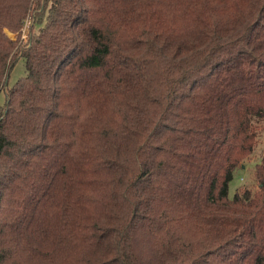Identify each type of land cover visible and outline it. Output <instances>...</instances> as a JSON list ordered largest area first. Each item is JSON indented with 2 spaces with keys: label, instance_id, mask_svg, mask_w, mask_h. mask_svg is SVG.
<instances>
[{
  "label": "trees",
  "instance_id": "16d2710c",
  "mask_svg": "<svg viewBox=\"0 0 264 264\" xmlns=\"http://www.w3.org/2000/svg\"><path fill=\"white\" fill-rule=\"evenodd\" d=\"M33 10L23 47L5 30ZM19 58L0 264H264V152L229 196L264 124V0H0V93Z\"/></svg>",
  "mask_w": 264,
  "mask_h": 264
},
{
  "label": "rangeland",
  "instance_id": "374dc122",
  "mask_svg": "<svg viewBox=\"0 0 264 264\" xmlns=\"http://www.w3.org/2000/svg\"><path fill=\"white\" fill-rule=\"evenodd\" d=\"M36 5V4H35ZM34 5V6H35ZM33 6V9L35 7ZM40 13V14H39ZM40 15L43 16V12L32 11L29 17L26 19V24L24 26V31L19 37V33L5 30V34L12 40L20 39V45L23 47L26 46L31 40L32 33L38 32L40 28L44 27L45 22L40 24ZM38 17V18H37ZM25 37V38H23ZM26 75V67L24 59L19 58L10 73L9 78L6 80L3 91L0 93V105L3 106L6 102V97L8 91L16 84L18 80L23 78ZM264 152V124L258 130V143L255 148L254 154L250 159L246 160L243 165L238 168L235 172L234 179L230 184V198H233L236 191L242 187H249L254 190L258 189V183L255 179V169L256 166L260 163L261 156Z\"/></svg>",
  "mask_w": 264,
  "mask_h": 264
},
{
  "label": "built area",
  "instance_id": "2783aa9c",
  "mask_svg": "<svg viewBox=\"0 0 264 264\" xmlns=\"http://www.w3.org/2000/svg\"><path fill=\"white\" fill-rule=\"evenodd\" d=\"M27 22V21H26ZM26 22H25V24H26ZM23 31H24V29H23ZM23 38H25V37H23Z\"/></svg>",
  "mask_w": 264,
  "mask_h": 264
}]
</instances>
